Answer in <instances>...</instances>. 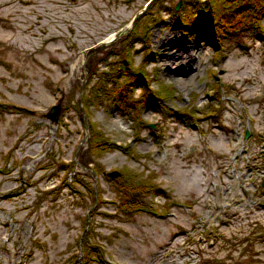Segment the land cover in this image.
<instances>
[{
  "label": "rangeland",
  "instance_id": "obj_1",
  "mask_svg": "<svg viewBox=\"0 0 264 264\" xmlns=\"http://www.w3.org/2000/svg\"><path fill=\"white\" fill-rule=\"evenodd\" d=\"M185 1L0 0V264H264V17L218 41ZM128 39L172 93L126 112L91 88Z\"/></svg>",
  "mask_w": 264,
  "mask_h": 264
},
{
  "label": "trees",
  "instance_id": "obj_2",
  "mask_svg": "<svg viewBox=\"0 0 264 264\" xmlns=\"http://www.w3.org/2000/svg\"><path fill=\"white\" fill-rule=\"evenodd\" d=\"M183 7L189 9L183 15V9L178 12L176 6H173L172 11L184 29H190L192 26L198 29L200 26H206L209 30L212 29V34L218 41H221V38H224L229 33L252 28L261 30V19L264 17V0H189L185 1V6L182 4L181 8ZM133 36L135 38L132 39L139 40L141 44H147L148 42L145 33L139 34L135 32ZM131 41V39H128L124 42L127 47H123V52L120 50L115 51L117 60L112 63L108 70L101 72L96 87L91 88L92 97H90L94 99L95 104L100 105L102 99L106 97L112 99L113 102L115 101L114 104L116 106L121 107L120 105H122L126 112L131 109L136 111L137 107L140 111L142 107L149 105L151 95L155 97L156 93L159 96L172 93L170 91L163 93V90H166L164 86L158 87V92L154 91L152 93L150 88L146 87L145 82L149 83L150 81L144 74L142 67L134 68L132 64L130 55ZM133 85H138L142 90H145L146 87L147 91L149 89V93L146 94V91H143L138 98H133L130 95ZM91 103L90 98L86 97V99H83L82 105L85 112L89 109ZM78 109L80 111V108ZM88 146L94 154H99L113 147L125 150V147L117 146L114 142L104 138L102 133L97 131L91 123H89ZM139 185L143 186L144 184ZM137 188L139 189L140 186ZM132 189L136 190L135 187H132ZM138 192L140 191L136 193ZM132 200V202L131 200H126L124 203L128 204L129 208H131V205L138 206L141 204L137 194Z\"/></svg>",
  "mask_w": 264,
  "mask_h": 264
},
{
  "label": "water",
  "instance_id": "obj_3",
  "mask_svg": "<svg viewBox=\"0 0 264 264\" xmlns=\"http://www.w3.org/2000/svg\"><path fill=\"white\" fill-rule=\"evenodd\" d=\"M180 3H178L176 5V9H178ZM145 10V9H144ZM137 18V17H136ZM135 18V19H136ZM135 19L133 20L132 24L134 23ZM59 111H60V105H54L51 107L50 109V113H49V117L56 121L57 120V117H58V114H59ZM248 136V132H246V137ZM118 172L117 171H112V172H108L107 175L110 176V177H117L118 176Z\"/></svg>",
  "mask_w": 264,
  "mask_h": 264
},
{
  "label": "bare ground",
  "instance_id": "obj_4",
  "mask_svg": "<svg viewBox=\"0 0 264 264\" xmlns=\"http://www.w3.org/2000/svg\"><path fill=\"white\" fill-rule=\"evenodd\" d=\"M159 46L160 47H158V50L160 52L161 57H162V55L166 56L169 54L168 50H170V49L168 47L165 49V46H163V45H159ZM162 58H164V57H162ZM167 58H168L167 60H170V58H172V57H167ZM168 62L170 63V61H168Z\"/></svg>",
  "mask_w": 264,
  "mask_h": 264
}]
</instances>
